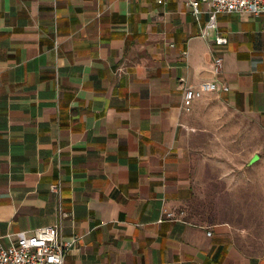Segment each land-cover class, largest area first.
<instances>
[{
	"label": "crops",
	"instance_id": "obj_1",
	"mask_svg": "<svg viewBox=\"0 0 264 264\" xmlns=\"http://www.w3.org/2000/svg\"><path fill=\"white\" fill-rule=\"evenodd\" d=\"M207 20L186 0H0L4 246L54 225L77 238L63 264H264L187 214L189 139L264 135V11ZM211 80L228 90L186 110Z\"/></svg>",
	"mask_w": 264,
	"mask_h": 264
},
{
	"label": "rangeland",
	"instance_id": "obj_2",
	"mask_svg": "<svg viewBox=\"0 0 264 264\" xmlns=\"http://www.w3.org/2000/svg\"><path fill=\"white\" fill-rule=\"evenodd\" d=\"M189 139L191 197L186 209L195 221L226 226L246 254L264 257V135Z\"/></svg>",
	"mask_w": 264,
	"mask_h": 264
},
{
	"label": "built area",
	"instance_id": "obj_3",
	"mask_svg": "<svg viewBox=\"0 0 264 264\" xmlns=\"http://www.w3.org/2000/svg\"><path fill=\"white\" fill-rule=\"evenodd\" d=\"M194 14L199 12L200 4L207 6L208 20L201 33L208 36L216 28V16L219 13H250L258 15L264 11V0H186ZM226 40L216 36V43ZM222 58L213 60L214 72H219ZM228 90L227 85L216 81H203L197 88H187L183 94V106L189 110L192 101L205 93ZM210 234V232H208ZM10 237L9 235H7ZM77 238L61 239L57 226L39 227L31 231L14 234L9 245L0 242V264H63L65 254L74 247Z\"/></svg>",
	"mask_w": 264,
	"mask_h": 264
}]
</instances>
